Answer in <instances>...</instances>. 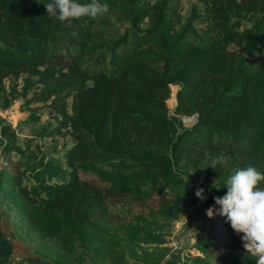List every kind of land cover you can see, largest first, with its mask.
<instances>
[{
  "label": "trees",
  "instance_id": "16d2710c",
  "mask_svg": "<svg viewBox=\"0 0 264 264\" xmlns=\"http://www.w3.org/2000/svg\"><path fill=\"white\" fill-rule=\"evenodd\" d=\"M199 1L184 18L180 0H101L129 23L108 45L96 28L103 16L69 27L47 17L50 0H0V111L18 99L47 106L46 137L67 169L38 160L17 128L0 126L2 154L18 156L0 170V196L44 261L161 264L170 224L199 204L215 212L183 264H256L215 197L237 169L264 172V64L254 62L264 0ZM185 117L197 122L186 128ZM40 120L31 112L27 121ZM199 172L203 183L187 179Z\"/></svg>",
  "mask_w": 264,
  "mask_h": 264
},
{
  "label": "rangeland",
  "instance_id": "374dc122",
  "mask_svg": "<svg viewBox=\"0 0 264 264\" xmlns=\"http://www.w3.org/2000/svg\"><path fill=\"white\" fill-rule=\"evenodd\" d=\"M201 4L199 0H180L179 9H181L182 16L186 18L190 14L193 6H201ZM128 27L129 23L120 13L115 11L104 15L103 20L96 24L97 31L105 36L108 45L116 42L123 36ZM100 50L103 53V61H108V46ZM254 59V62L257 64H264V47L263 54ZM7 85L9 86V82ZM171 90L172 94L171 98L167 101V106L170 115L174 116L177 106V93L180 90V86L174 85L171 87ZM24 103L25 101L23 99H18L14 101L8 110L0 111V126L11 124L14 128H17L20 146L35 158H38V160H44L45 163L53 161L55 164H60L61 167L66 169L63 151L60 153L56 152L54 142L46 137V130H51L53 126L48 116L49 108L44 105H34L29 109L24 106ZM31 112L40 116L41 120L39 122H28L27 120ZM196 118L185 117L181 121L184 127L191 128L195 125ZM60 146H62L61 142ZM4 147L5 142L0 139V170L2 167H9L7 163L11 162L13 164L18 160V156L16 155L8 159L2 154ZM97 166L99 168L111 169L109 164L106 163H98ZM187 179L198 184L206 180L203 172L192 173ZM208 222L209 216L204 212L201 205L195 204L191 206L186 214H181L176 221L170 224V236L168 237L170 243L168 246L171 248V251L178 250L177 252L183 256L184 261L196 256L197 251L193 247L197 243L198 232L204 227L206 228ZM0 241L5 246L0 247V260H2V253H6V257H8V260H2L0 264H28L29 259L34 260L35 257L42 259L37 253V243L32 241L31 235L29 236L27 233V228L18 215L16 206L6 201L2 196H0ZM81 264H92V262L89 257H86Z\"/></svg>",
  "mask_w": 264,
  "mask_h": 264
},
{
  "label": "clouds",
  "instance_id": "9594fccd",
  "mask_svg": "<svg viewBox=\"0 0 264 264\" xmlns=\"http://www.w3.org/2000/svg\"><path fill=\"white\" fill-rule=\"evenodd\" d=\"M44 3L43 0H36ZM47 17L62 24L83 18L97 19L109 12V6L101 0H50L45 3ZM76 35L75 32L72 33ZM216 167L215 163L211 165ZM264 172L254 166L237 169L227 180V193L215 197L220 206L219 214L227 218L232 229L241 235L243 247L248 254L256 258V264H264ZM197 198L206 201L204 188L195 192ZM215 209L209 208L206 214L211 218Z\"/></svg>",
  "mask_w": 264,
  "mask_h": 264
},
{
  "label": "crops",
  "instance_id": "0c3cea01",
  "mask_svg": "<svg viewBox=\"0 0 264 264\" xmlns=\"http://www.w3.org/2000/svg\"><path fill=\"white\" fill-rule=\"evenodd\" d=\"M0 247H5L2 241H0ZM178 251V250H177ZM172 250L171 253L164 259V261L161 264H183L184 258L179 252ZM6 254V253H5ZM2 253V260L5 259L8 260L7 254L5 255ZM0 260V261H2ZM30 260V261H29ZM27 262L28 264H51L47 261H44L43 259H40L39 257H35L34 260L29 259ZM17 264H24V263H17Z\"/></svg>",
  "mask_w": 264,
  "mask_h": 264
},
{
  "label": "built area",
  "instance_id": "2783aa9c",
  "mask_svg": "<svg viewBox=\"0 0 264 264\" xmlns=\"http://www.w3.org/2000/svg\"><path fill=\"white\" fill-rule=\"evenodd\" d=\"M196 122H197V118H196Z\"/></svg>",
  "mask_w": 264,
  "mask_h": 264
}]
</instances>
